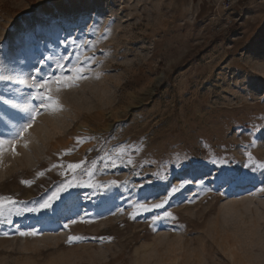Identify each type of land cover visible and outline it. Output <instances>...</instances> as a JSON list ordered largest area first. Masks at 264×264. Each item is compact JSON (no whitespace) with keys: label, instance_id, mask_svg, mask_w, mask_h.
I'll use <instances>...</instances> for the list:
<instances>
[{"label":"rangeland","instance_id":"1","mask_svg":"<svg viewBox=\"0 0 264 264\" xmlns=\"http://www.w3.org/2000/svg\"><path fill=\"white\" fill-rule=\"evenodd\" d=\"M227 1L0 0V73L27 77L66 36L97 41L87 54L98 61L54 93L62 109L37 116L27 146L0 156V195L34 206L62 179L36 173L61 160L94 162L93 183L120 182L0 223V264H264V0ZM27 92L12 95L23 104ZM14 116L0 103V132ZM165 211L176 219L153 224Z\"/></svg>","mask_w":264,"mask_h":264},{"label":"snow or ice","instance_id":"2","mask_svg":"<svg viewBox=\"0 0 264 264\" xmlns=\"http://www.w3.org/2000/svg\"><path fill=\"white\" fill-rule=\"evenodd\" d=\"M107 31V30H105ZM97 41L92 39H86L84 37H71L66 36L62 40L64 45V53L56 56H44L32 61L29 67V73L27 77L21 78L22 74L16 73L14 70H6L4 73H0V81L4 82V87L7 89V94L0 90V103L5 104L11 108L15 116L9 118L7 121V130L0 132V156L6 151H11L13 154L17 153V145L23 141L24 146H27L28 141L25 139L26 133L35 123L36 118L43 111H56L62 109L63 105L59 101L58 95L54 94L61 89L71 88L78 86L81 80L87 79L89 73L92 71L94 63H98L94 52L89 53L94 49ZM21 87L28 89L27 94L23 97L24 103H17L16 97L12 93H19ZM7 95V98H6ZM3 119V117H0ZM81 141L80 137H77V146ZM68 152L73 149H68ZM91 151V149H89ZM66 153H60L63 156ZM123 154L117 156L120 159ZM250 155V154H249ZM123 163L124 160L121 159ZM213 164L216 161H211ZM128 164H132V159L127 160ZM226 163V161H221ZM116 162L110 155H106L105 167H115ZM260 168H264V163L259 165ZM57 169L58 174L62 179L56 183L54 190H50V194H46L41 197V200L36 202L34 206L23 208L20 207L24 202L16 200L11 195H0V223L12 224L14 216H22L25 212L39 213L42 210H47L53 207L57 201H62L63 195L67 194L69 197L73 195L70 191L74 188H98L106 190L107 188L118 185V181L111 180L109 182L96 181L93 183L92 177L95 175L96 166L93 162L91 166H86L85 160L77 162L60 161L58 163L51 164L50 167L44 171H38L36 178L46 175L47 171ZM255 170V169H253ZM87 177V180L84 178ZM221 177L218 175L217 179ZM204 184V180L199 181L185 180L178 186H172L171 191L164 196L157 203H141L137 201L134 205L136 211L131 213L132 218L139 215L141 212H150L154 209H163L165 205L169 203L171 196L181 189L185 188L189 183ZM21 183L25 185H32L35 180H22ZM264 191V189H262ZM118 211H123L118 209ZM87 215V214H85ZM81 220L84 218L81 217ZM176 217L172 212L165 211L161 216L159 214L152 217V223L160 220H175ZM76 219H69L68 223H65L63 227L69 228L70 225L76 224ZM19 235H36L37 230L31 228L29 231H19ZM5 235H8L6 232ZM82 236L72 235L68 237V242L79 241L83 239ZM103 239V238H101ZM110 239V238H109Z\"/></svg>","mask_w":264,"mask_h":264},{"label":"built area","instance_id":"3","mask_svg":"<svg viewBox=\"0 0 264 264\" xmlns=\"http://www.w3.org/2000/svg\"><path fill=\"white\" fill-rule=\"evenodd\" d=\"M230 5H231V1L228 0L227 2H225V8L226 9H229L230 8Z\"/></svg>","mask_w":264,"mask_h":264}]
</instances>
